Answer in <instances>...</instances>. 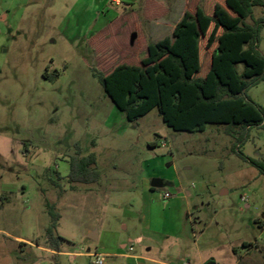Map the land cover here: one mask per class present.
<instances>
[{
	"label": "rangeland",
	"instance_id": "obj_1",
	"mask_svg": "<svg viewBox=\"0 0 264 264\" xmlns=\"http://www.w3.org/2000/svg\"><path fill=\"white\" fill-rule=\"evenodd\" d=\"M191 4L0 0V264H133L113 254L149 246L152 256L172 249L191 264H264V175L249 162L264 161V127L175 132L157 108L130 122L94 75L140 65L150 43L174 40ZM263 17L254 7L247 23ZM247 96L264 107V81ZM91 153L99 180L70 183L71 159ZM154 179L163 186L152 190ZM47 204L60 215L61 253L49 249ZM185 221L184 249L163 242Z\"/></svg>",
	"mask_w": 264,
	"mask_h": 264
},
{
	"label": "trees",
	"instance_id": "obj_2",
	"mask_svg": "<svg viewBox=\"0 0 264 264\" xmlns=\"http://www.w3.org/2000/svg\"><path fill=\"white\" fill-rule=\"evenodd\" d=\"M254 7L264 8V0H192L174 40L150 43L140 65L122 64L108 75H94L130 122L157 108L175 132H202L210 125L224 126L233 135L264 127V107L247 96L249 88L264 81V55L259 51L264 17L247 23L253 20ZM249 162L264 175V161ZM67 178L70 183H96V154L72 158ZM47 207L52 218L49 249L61 253L64 238L56 235L60 215L54 206Z\"/></svg>",
	"mask_w": 264,
	"mask_h": 264
},
{
	"label": "crops",
	"instance_id": "obj_3",
	"mask_svg": "<svg viewBox=\"0 0 264 264\" xmlns=\"http://www.w3.org/2000/svg\"><path fill=\"white\" fill-rule=\"evenodd\" d=\"M174 186H176V185H173V187ZM177 187L180 190L182 189V185L178 181H177ZM166 193H168V192H166ZM166 193H164V195L162 196V199L166 203L168 202L169 206L170 205L171 206H173V205L177 206L176 204H178L181 201L180 198L179 197H176V196H174V195L171 194L172 197L170 199H168V200H165L164 196H165ZM182 199H185V198L182 197ZM184 207L188 211V204H187V202H185ZM171 208H173V207H171ZM188 221L191 222V215H189V220ZM196 222L197 221H192V224H191V227L192 228L197 224ZM186 225H187V223L185 221L183 223L182 230H181V233L180 234H178V235H174V234L167 235V237H165L166 239L163 240V242H169L171 239H173V240H176V243L173 244V242H171V247L174 248V246L177 245L180 249H184L185 246L188 244L187 238L183 237V234H182V232H184L183 231V228ZM192 230H194V228ZM149 231L150 232H148V233L160 234L159 232L152 231L150 229H149ZM143 235L140 236V237H138L137 239L141 238L142 239L141 241L143 242V239H144ZM89 236L93 240H97L99 238L98 232H91ZM192 236L195 239H197V236L194 233V231L192 233ZM162 237H164V236H162ZM148 238L151 239L150 237H148ZM152 251H153V248L151 246H149L146 249V251L144 253H142V254L139 253L137 255H133V254L117 253V254H113V255H117L118 257L127 260V262L131 261V263H133V264H179L181 262L184 263V264H191L190 263V260L184 259L185 257H182L181 258L179 254H173L174 253V250H172V249H168L166 252L158 254V256H152ZM176 251L177 250H175V252ZM131 252H133V250ZM107 255H112V254L111 253H107ZM187 257L189 258L190 257V254H188Z\"/></svg>",
	"mask_w": 264,
	"mask_h": 264
},
{
	"label": "water",
	"instance_id": "obj_4",
	"mask_svg": "<svg viewBox=\"0 0 264 264\" xmlns=\"http://www.w3.org/2000/svg\"><path fill=\"white\" fill-rule=\"evenodd\" d=\"M137 38V34H134L131 38V44L133 45L135 40ZM163 186V181L160 180V179H154L152 180V183H151V187L153 189H158V188H161ZM207 264H215L214 262H210V263H207Z\"/></svg>",
	"mask_w": 264,
	"mask_h": 264
},
{
	"label": "built area",
	"instance_id": "obj_5",
	"mask_svg": "<svg viewBox=\"0 0 264 264\" xmlns=\"http://www.w3.org/2000/svg\"><path fill=\"white\" fill-rule=\"evenodd\" d=\"M171 197H172V196H171L170 193H166L165 196H164L165 200H168V199H170ZM132 250H133V246L130 247V251H132ZM90 256H93V257H99L97 254H93V255H90ZM95 264H103V262L100 261V262H97V263H95Z\"/></svg>",
	"mask_w": 264,
	"mask_h": 264
}]
</instances>
